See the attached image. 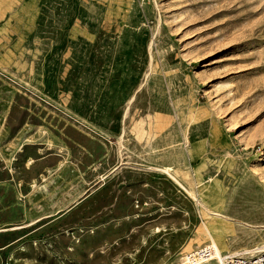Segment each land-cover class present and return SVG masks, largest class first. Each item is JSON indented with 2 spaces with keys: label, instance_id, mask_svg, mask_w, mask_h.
I'll list each match as a JSON object with an SVG mask.
<instances>
[{
  "label": "rangeland",
  "instance_id": "obj_1",
  "mask_svg": "<svg viewBox=\"0 0 264 264\" xmlns=\"http://www.w3.org/2000/svg\"><path fill=\"white\" fill-rule=\"evenodd\" d=\"M206 229L264 244V0H0V264H174Z\"/></svg>",
  "mask_w": 264,
  "mask_h": 264
},
{
  "label": "built area",
  "instance_id": "obj_2",
  "mask_svg": "<svg viewBox=\"0 0 264 264\" xmlns=\"http://www.w3.org/2000/svg\"><path fill=\"white\" fill-rule=\"evenodd\" d=\"M212 245H204L185 253L174 264H264V245L254 254L247 252L220 253L221 260L215 256Z\"/></svg>",
  "mask_w": 264,
  "mask_h": 264
},
{
  "label": "bare ground",
  "instance_id": "obj_3",
  "mask_svg": "<svg viewBox=\"0 0 264 264\" xmlns=\"http://www.w3.org/2000/svg\"><path fill=\"white\" fill-rule=\"evenodd\" d=\"M263 153V152H262ZM164 170H166V169H164ZM167 171V170H166ZM171 177H173V178H175L174 176H171ZM196 198V197H195ZM198 204L201 206V208H202V210L203 211H205V213L206 212H210V209L208 208V206H207V202H205V201H202V202H200L199 200H198ZM202 211V212H203ZM205 213H203V214H205ZM211 213L212 214H215V215H217V216H223V217H225V218H229V217H227V216H225V215H223V214H221V213H218V212H212L211 211ZM206 215V214H205ZM204 215V216H205ZM205 234H206V238H207V244L206 245H212V246H214V248H215V250H216V254H215V256L216 257H218V261H220L221 260V249H220V247L218 246V244L216 243V241H215V238H214V236H213V234L208 230V229H206L205 230V232H204ZM264 245V244H263ZM263 245H261L260 247H262ZM260 247H256V248H253V249H250V250H245L244 252H247V253H250V254H254V253H256V252H258L259 250H260ZM239 253H241V252H239ZM214 264H216V263H214Z\"/></svg>",
  "mask_w": 264,
  "mask_h": 264
}]
</instances>
